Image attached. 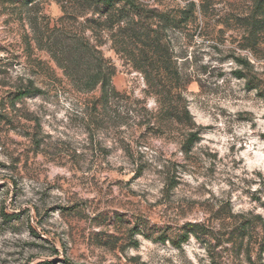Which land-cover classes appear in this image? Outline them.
<instances>
[{
	"label": "rangeland",
	"instance_id": "1",
	"mask_svg": "<svg viewBox=\"0 0 264 264\" xmlns=\"http://www.w3.org/2000/svg\"><path fill=\"white\" fill-rule=\"evenodd\" d=\"M68 2L0 0V264H238L225 245L205 241L224 240L241 219L233 215L264 217V96L234 74L244 67L232 57L250 58L249 74L264 87V52L256 59L239 48L231 29L223 41L177 34L195 125L158 130L148 122L160 104L143 75L107 36L92 37L83 16L67 13ZM248 2L217 8L242 11ZM60 30L67 40L85 30L112 59L107 102L54 58ZM32 83L42 93L14 99ZM191 131L199 135L187 152ZM188 223L209 233L174 245Z\"/></svg>",
	"mask_w": 264,
	"mask_h": 264
},
{
	"label": "trees",
	"instance_id": "2",
	"mask_svg": "<svg viewBox=\"0 0 264 264\" xmlns=\"http://www.w3.org/2000/svg\"><path fill=\"white\" fill-rule=\"evenodd\" d=\"M68 3L70 6L64 5L67 13L70 7L75 16H83L85 28L91 31L92 37L107 36L111 48L143 75L147 93L156 96L160 104L148 122L158 130L176 124H185L192 130L195 125L185 97L188 79L179 65L183 57L176 48L177 34L184 32L187 40H194L196 35L219 40L231 29L232 40L239 48L250 51L256 59L264 52V0H249L242 11L224 6L221 12L217 8L220 0H186L179 6L166 8L149 0H70ZM60 32L63 34L50 41V51L64 73L84 91L99 87L98 103L107 102L115 93L112 77L116 67L112 59L105 57L99 45L84 34L85 30L68 40L66 32ZM232 57L244 67L234 74L248 79L247 87L259 89L264 96L261 79L250 75L255 68L253 61L234 54ZM40 93L42 90L32 83L15 93L14 99ZM198 135V131L187 134L184 142L187 152ZM233 216L241 219L226 227L224 240L219 238L215 245L212 240L205 242L213 249L225 245L236 256L238 264H264V217L261 214H252L249 218L240 214ZM185 228L182 238L173 240L174 245L180 247L191 233L198 239L209 233L203 223H188Z\"/></svg>",
	"mask_w": 264,
	"mask_h": 264
}]
</instances>
